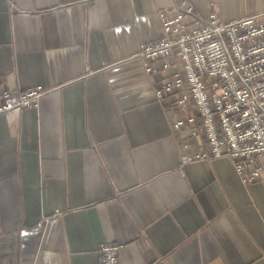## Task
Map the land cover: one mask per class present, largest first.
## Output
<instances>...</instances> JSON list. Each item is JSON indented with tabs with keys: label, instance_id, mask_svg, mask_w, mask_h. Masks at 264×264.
<instances>
[{
	"label": "crops",
	"instance_id": "0c3cea01",
	"mask_svg": "<svg viewBox=\"0 0 264 264\" xmlns=\"http://www.w3.org/2000/svg\"><path fill=\"white\" fill-rule=\"evenodd\" d=\"M183 1L225 21L264 0H0V81L43 86L39 107L0 114V264H264V173L172 122L138 56ZM264 164V158H263Z\"/></svg>",
	"mask_w": 264,
	"mask_h": 264
},
{
	"label": "built area",
	"instance_id": "2783aa9c",
	"mask_svg": "<svg viewBox=\"0 0 264 264\" xmlns=\"http://www.w3.org/2000/svg\"><path fill=\"white\" fill-rule=\"evenodd\" d=\"M187 1L160 11L162 35L142 45L148 72L160 75L156 95L186 146L207 147L188 159L228 156L249 184L264 173V9L225 21L212 6L207 17ZM41 86L11 89L0 81V114L39 107ZM119 243H102L99 264H120Z\"/></svg>",
	"mask_w": 264,
	"mask_h": 264
}]
</instances>
